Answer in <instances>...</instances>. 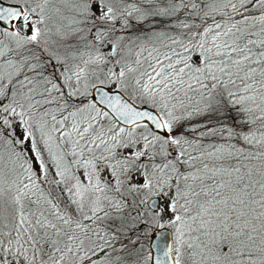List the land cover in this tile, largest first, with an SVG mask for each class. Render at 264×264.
<instances>
[{"label":"snow or ice","instance_id":"obj_1","mask_svg":"<svg viewBox=\"0 0 264 264\" xmlns=\"http://www.w3.org/2000/svg\"><path fill=\"white\" fill-rule=\"evenodd\" d=\"M0 264H264V0H0Z\"/></svg>","mask_w":264,"mask_h":264}]
</instances>
